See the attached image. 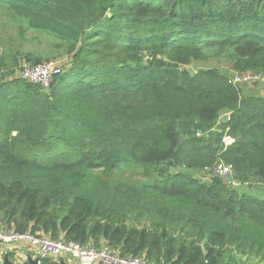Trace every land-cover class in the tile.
<instances>
[{"label":"trees","instance_id":"trees-1","mask_svg":"<svg viewBox=\"0 0 264 264\" xmlns=\"http://www.w3.org/2000/svg\"><path fill=\"white\" fill-rule=\"evenodd\" d=\"M0 5L72 60L49 90L0 74V227L154 263L264 264V198L251 195L264 186V97L186 68L219 48L264 74V0ZM223 113L221 132L197 136ZM217 161L239 188L189 171Z\"/></svg>","mask_w":264,"mask_h":264},{"label":"rangeland","instance_id":"rangeland-1","mask_svg":"<svg viewBox=\"0 0 264 264\" xmlns=\"http://www.w3.org/2000/svg\"><path fill=\"white\" fill-rule=\"evenodd\" d=\"M20 18L12 11L0 5V70L1 75H8L6 79H15L20 77V72L24 64L36 63L38 61L45 62L50 60H61L66 66V59L70 58L69 50L66 47H61V43L53 36L40 31L30 29L25 23L19 21ZM209 58L205 61H195L186 68L193 73H200L207 70H216L221 75L225 76L229 81L236 76H241L245 73H256L257 71L237 70V61L234 50L219 48L208 49ZM148 63V62H145ZM71 66L63 69L61 75L67 74ZM259 73V72H257ZM10 76V77H9ZM262 80L251 85H242L241 91L245 96L264 97V74H261ZM64 77V76H63ZM230 113L221 114L216 127L210 132H203V136H213L221 132L222 126L226 121H229ZM225 140H223L224 142ZM228 143V141L226 140ZM225 143V142H224ZM227 146V144L225 143ZM224 161H217L213 164ZM227 163V162H225ZM202 170H189L193 175L207 181L210 176L212 167ZM126 180H138V175L121 176ZM264 186L260 184L256 186L251 195L255 198H264ZM240 193L247 192L244 187L238 190ZM244 264H248L244 261Z\"/></svg>","mask_w":264,"mask_h":264},{"label":"built area","instance_id":"built-area-1","mask_svg":"<svg viewBox=\"0 0 264 264\" xmlns=\"http://www.w3.org/2000/svg\"><path fill=\"white\" fill-rule=\"evenodd\" d=\"M151 59V57L147 56L145 57V62ZM65 63L66 66L61 60H50L40 64L27 63L23 65L19 78L37 85L43 90H49L56 78L63 73V69H67V66L72 67L71 57L66 59ZM261 80V74L252 72L236 76L230 80V83L234 85H251ZM203 135L202 131L197 133L198 137ZM224 140L227 146L234 141L227 134ZM214 179L220 180L230 189H237L241 186L237 170L225 162L217 163L212 167L207 181ZM19 245L35 250L42 260L65 258L77 264H166L164 262L154 263L144 257L121 256L117 251L104 246L97 247L95 244L82 245L79 242L62 239L54 240L51 237L40 234L18 233L14 229L0 227V248L5 251V247L17 246L11 251H19Z\"/></svg>","mask_w":264,"mask_h":264},{"label":"water","instance_id":"water-1","mask_svg":"<svg viewBox=\"0 0 264 264\" xmlns=\"http://www.w3.org/2000/svg\"><path fill=\"white\" fill-rule=\"evenodd\" d=\"M250 187H252V185H250ZM2 255H6V259H5L4 264H12L9 261L10 255L14 256L15 259H19V264H40V262L42 261V259L39 255L32 256L31 254L26 253V252L11 251V250H9L5 253V251L2 248H0V257ZM57 264H77V263H74V262L72 263V262L66 260L65 258H58Z\"/></svg>","mask_w":264,"mask_h":264},{"label":"flooded vegetation","instance_id":"flooded-vegetation-1","mask_svg":"<svg viewBox=\"0 0 264 264\" xmlns=\"http://www.w3.org/2000/svg\"><path fill=\"white\" fill-rule=\"evenodd\" d=\"M5 259H6V255H2L0 257V264H4L5 263ZM46 260H48V261H46ZM46 260H42L40 262V264H53V263H56L57 264V259L54 260V261L53 260H50V259H46ZM9 261L12 264H19V259H15L14 256H12V255L9 256Z\"/></svg>","mask_w":264,"mask_h":264},{"label":"crops","instance_id":"crops-1","mask_svg":"<svg viewBox=\"0 0 264 264\" xmlns=\"http://www.w3.org/2000/svg\"><path fill=\"white\" fill-rule=\"evenodd\" d=\"M251 189H252V187H250ZM15 247H17V246H8V247H5V252L6 251H9V250H14L15 249ZM19 251H21V252H26V253H29V254H31L32 256H36L37 255V253L35 252V250H32V249H29V248H27L26 246H22V245H19ZM50 260H56V259H50ZM69 261V260H68ZM70 262H72V261H70ZM73 263V262H72Z\"/></svg>","mask_w":264,"mask_h":264}]
</instances>
